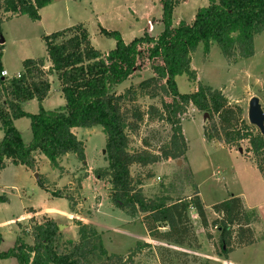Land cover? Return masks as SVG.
<instances>
[{
  "label": "trees",
  "instance_id": "trees-1",
  "mask_svg": "<svg viewBox=\"0 0 264 264\" xmlns=\"http://www.w3.org/2000/svg\"><path fill=\"white\" fill-rule=\"evenodd\" d=\"M185 1L161 0L164 29L158 35L145 32L126 42L120 31L102 27V34L116 40L113 49L103 52L93 46L87 27L76 24L44 35L46 57L25 59L20 77L0 75V170L14 164L35 171L41 154L53 168H60L62 157L68 153L85 160V144L73 129L100 125L106 134L107 165L97 174L110 182L109 194L116 205L132 216L143 215L142 222L152 238L187 249L201 247L191 216L196 213L209 241L213 239L210 227L217 229L220 250L216 254L227 257L256 241L250 215L240 197L232 195L213 205L217 217L210 223L198 192L177 198L147 197L144 179L132 173L135 166L150 168L160 161L186 156L188 142L182 117L194 106L209 115L204 130L207 140L236 150L246 144V156L255 160L264 175V136L243 118L244 110L231 106L220 89L200 83L196 91L182 93L176 81L183 73L197 80L191 63L193 52L201 44L208 53L215 43L229 61L253 56L255 39L264 34V0H207L191 21L181 20L173 26L175 9ZM0 3L8 18L27 15L37 21L41 9L51 0ZM147 64L153 73L150 77L119 90ZM2 70L0 61V74ZM54 73L64 104L45 109L43 102L51 90L49 77ZM34 99L40 103L37 113L22 109V103ZM23 117L31 122L29 142L23 141L15 126V120ZM154 122L169 126L167 138L153 142L144 137L142 147L137 148L133 137L144 125ZM146 173L145 178L153 175L148 170ZM30 221L34 242L18 240L10 251L0 252L1 257L13 255L20 264H134V259L148 249L155 250L161 264H172L181 254L177 249L153 247L149 242H138L127 255L108 253L97 233L81 221L77 222L78 239L61 245L62 234L54 218L48 216L36 222L31 217ZM96 255L105 260L94 262Z\"/></svg>",
  "mask_w": 264,
  "mask_h": 264
},
{
  "label": "rangeland",
  "instance_id": "rangeland-1",
  "mask_svg": "<svg viewBox=\"0 0 264 264\" xmlns=\"http://www.w3.org/2000/svg\"><path fill=\"white\" fill-rule=\"evenodd\" d=\"M207 3V0L181 3L175 9L173 26L181 20L191 21L196 11ZM40 14L37 21L27 15L8 18L0 3V61L8 77L20 74L25 59L46 57L44 35L76 24L82 23L87 27L93 46L103 52L113 49L116 40L102 34V27L120 31L126 42L145 32L158 35L164 29L161 0H51ZM191 66L197 73V80H190L186 73L176 77L182 93L196 91L200 83L220 89L231 106L237 105L244 110L243 118L248 123L249 101L253 96L259 97L264 109V34L256 37L253 56L235 61L226 59L215 43L208 53L201 44L192 54ZM152 74L147 64L119 90ZM49 78L51 90L43 107L56 109L64 104V99L56 73ZM21 106L30 113H37L40 109L36 99ZM208 118L209 115L205 118V113L190 106L182 117L188 150L186 156L179 159L181 162L169 159L150 168L135 166L132 173L144 179L143 192L147 197L167 195L177 198L198 192L210 223L217 217L212 206L232 195L242 199L250 215L256 241L221 257L216 254V250H220L217 245L219 232L211 226L213 239L209 241L196 213H192L201 247H177L181 254L172 264L207 261L210 264H264V175L255 160L246 156V144L236 150L206 139L204 130ZM15 126L23 141L32 139L29 118L16 119ZM73 131L85 144V160L68 153L62 157L60 168H53L48 158L41 154L35 171L14 164L0 170V252L10 251L18 240L25 244L34 242L31 217H35L36 222L48 216L54 218L62 226L61 245L78 239V221L89 231L97 233L108 253L127 255L138 242L147 241L149 234L142 222L143 215L132 216L118 207L109 194L110 182L97 174L107 165L104 158L106 134L102 126L77 127ZM169 133V126H162V123L144 125L139 135L133 137L134 145L141 148L144 137L155 142L159 138L166 139ZM2 138L3 130L0 128V141ZM147 170L152 172L151 178H145ZM158 257L155 250L146 249L134 259V264H161ZM93 260L99 262L105 257L96 255ZM0 264L20 263L12 255L0 256Z\"/></svg>",
  "mask_w": 264,
  "mask_h": 264
},
{
  "label": "water",
  "instance_id": "water-1",
  "mask_svg": "<svg viewBox=\"0 0 264 264\" xmlns=\"http://www.w3.org/2000/svg\"><path fill=\"white\" fill-rule=\"evenodd\" d=\"M45 65L46 67L48 66L47 61L45 62ZM207 116L208 113H205V118H207ZM248 120L249 123L258 128L260 133L264 136V109L259 97L257 96H253L249 101ZM179 162H181V160H179ZM59 229H62L61 225H59Z\"/></svg>",
  "mask_w": 264,
  "mask_h": 264
},
{
  "label": "crops",
  "instance_id": "crops-1",
  "mask_svg": "<svg viewBox=\"0 0 264 264\" xmlns=\"http://www.w3.org/2000/svg\"><path fill=\"white\" fill-rule=\"evenodd\" d=\"M20 73V72H19ZM55 214V213H54ZM154 238H152V237H150V236H148V239H147V241L146 242H149V241H151L152 243V246L153 247H155V246H157V245H165V246H168V247H170V248H173V249H177V246H173V245H169V244H167V243H165V242H163V241H161V240H157V239H154ZM153 240V241H152ZM153 242H157V243H155V244H153ZM150 243V242H149ZM177 250H179V249H177Z\"/></svg>",
  "mask_w": 264,
  "mask_h": 264
},
{
  "label": "built area",
  "instance_id": "built-area-1",
  "mask_svg": "<svg viewBox=\"0 0 264 264\" xmlns=\"http://www.w3.org/2000/svg\"><path fill=\"white\" fill-rule=\"evenodd\" d=\"M3 78L5 77H8V72L6 69L2 70L1 71V74H0ZM18 77H20V74H17Z\"/></svg>",
  "mask_w": 264,
  "mask_h": 264
}]
</instances>
